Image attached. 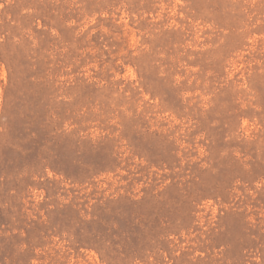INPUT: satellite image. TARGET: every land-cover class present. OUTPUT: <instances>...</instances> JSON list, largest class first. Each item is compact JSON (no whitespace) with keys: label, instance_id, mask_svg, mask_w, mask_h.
Wrapping results in <instances>:
<instances>
[{"label":"rangeland","instance_id":"1","mask_svg":"<svg viewBox=\"0 0 264 264\" xmlns=\"http://www.w3.org/2000/svg\"><path fill=\"white\" fill-rule=\"evenodd\" d=\"M0 264H264V0H0Z\"/></svg>","mask_w":264,"mask_h":264}]
</instances>
